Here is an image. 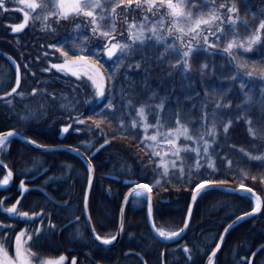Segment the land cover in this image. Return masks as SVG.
Here are the masks:
<instances>
[{
  "label": "trees",
  "instance_id": "16d2710c",
  "mask_svg": "<svg viewBox=\"0 0 264 264\" xmlns=\"http://www.w3.org/2000/svg\"><path fill=\"white\" fill-rule=\"evenodd\" d=\"M40 2L37 0V3ZM52 2L55 3V0ZM99 2L105 4L109 13L100 23L111 24L114 31L110 35L118 41L129 42L130 28L135 31L142 23L147 26L142 10L132 11L135 3L123 10L125 5L119 4V0ZM222 2L225 0H215L217 5ZM226 2L235 3L239 9L242 20L237 21V26L241 34L246 32L243 21L254 25L258 19L264 18L261 15L264 0ZM6 3L8 10L0 8V95L9 93L11 86H15L16 75L6 55L20 65L22 85L16 95L0 100V132L13 129L27 139H35L38 145L71 146L91 158L94 183L88 205L95 232L116 236L120 209L127 189L132 186L131 181L146 178L152 181L155 226L165 230L183 228L192 185L198 179L196 173L215 164L218 174H224L221 178L228 181L227 189L234 188L241 180L255 187L261 197L262 210L232 227L214 258V264H243L251 258L264 244V180L259 178L258 162L246 165L245 159H252L247 155L249 152L253 157L264 153V137L253 136L248 123L250 117L253 121L251 127L255 129L259 114L264 110V76H245L244 69H241L240 76L245 81L241 90L239 80L231 75L235 63H230V58L219 52L208 53L199 49V55L190 62L191 67L182 73L176 70L178 65L169 64V58L160 57L162 43L146 42L142 48L136 47L133 54L124 58L119 50L111 58L103 57L102 70L107 84L104 96H98L85 82V77L76 80L51 69V64L61 62L63 55L58 48L48 47L58 42L67 50L73 40L79 41L84 36L89 37L84 41L85 45L102 46V38L90 31L89 18L79 15L51 22L52 17L48 21L42 16L33 18L30 11L27 27L15 34L14 25L23 20V13L19 10L21 5L19 0H8ZM110 3L117 5L114 19H110ZM133 21L136 22L134 25ZM169 23L170 19H166L165 25ZM78 24L79 28L76 27ZM167 39L172 42L174 38L169 36ZM240 51L249 64L256 62L249 71H256L264 64V45L258 44L246 54L243 49ZM137 61L140 62L139 67L136 66ZM204 63L212 69L210 73L207 69L201 71ZM113 72L114 75H110ZM33 88L37 91L32 92ZM244 92L248 93L247 97ZM152 93L155 96H151ZM202 97H207L209 111L217 99L222 104L232 100L231 107L221 109L225 114L224 122L231 119L232 124L227 133H219L218 144L210 146L208 164H205L203 152L199 162L191 149H182L180 156L173 159L163 144L150 149L138 140L144 132L140 127V104L151 106L146 109L147 120L149 125H154L155 105L163 98V108L159 110L161 132L174 126L177 106L182 122L192 129L199 123ZM109 103L114 107L108 108ZM80 116H93L94 119L81 120ZM100 116L104 118L97 125L95 119ZM237 116H240L239 120ZM121 119L124 125L118 126ZM133 119L137 120L135 127L131 123ZM211 123L213 121L209 117ZM64 124H68L70 130L61 138V125ZM215 124L222 127L219 120ZM120 127L124 131H120ZM148 131L152 132L153 128L150 126ZM105 139L109 141L107 146L93 154ZM183 140L181 137L178 143ZM154 151L163 155L145 159ZM225 157L233 163L226 164ZM161 159L164 164L154 163ZM0 162L13 173V182L0 189V221L3 222L0 240L13 254L14 246L7 245V237H13L12 228L17 232L25 228L32 233L33 240L37 235L36 228L41 233L49 230L40 240L41 258L64 255L68 259L67 264L72 262L73 257L75 264H205L216 243L220 242V234L224 233L225 227L231 225L241 212H249L254 206L253 199L247 194H232L217 189L203 193L195 202L187 233L176 241L165 242L158 239L148 225L146 198L134 195L127 202L121 241L102 246L91 235L84 215L86 164L80 157L64 150L44 152L10 138L0 145ZM165 165L168 166L166 171ZM244 172L248 175L244 176ZM5 175L0 167V181ZM252 175H256L257 180L253 181ZM22 179L29 190L17 209L35 211L39 215L10 219L13 214L3 212L1 204L7 209L17 201L21 195L19 185ZM41 208L43 212H40ZM31 244L32 240L29 246ZM184 245H187V251ZM253 264H264V249L258 252Z\"/></svg>",
  "mask_w": 264,
  "mask_h": 264
},
{
  "label": "snow or ice",
  "instance_id": "6c2138e0",
  "mask_svg": "<svg viewBox=\"0 0 264 264\" xmlns=\"http://www.w3.org/2000/svg\"><path fill=\"white\" fill-rule=\"evenodd\" d=\"M21 5L20 11L23 13V20L14 25V28L19 30L23 29L28 23L29 12L33 13V18L43 17L45 21H48L49 17H52L51 22L60 18H67L70 16H79L83 15L89 18L90 31L93 35L99 36L104 41L100 47H92L91 45H85L84 41L89 39L88 36H84L79 41L73 40L71 47L67 50L65 47L61 46L58 42L48 45L49 48H58L63 55L61 63H56L55 68L59 69L61 72L71 73L76 77H86V83L90 84L94 89L96 95L104 96L105 87L107 80L101 71L104 65L102 59L104 56L109 58L113 57L114 54L120 51L122 58L131 55L134 53L136 47H143L146 42H153L155 44L163 45L162 50L160 51V57L169 58V64L178 65L179 68L176 69L182 73H186L191 67V60L199 55L198 50L204 49L208 53L213 51L219 52L221 55H224L226 58H230V63L234 62L235 67L232 70V78L239 80L241 90L244 88L245 81L240 76V70L244 69L245 76H264V64H262L256 71H249L248 69L255 65V61H252L249 64L248 60L244 58L241 54V49L244 50L246 54L248 51L252 50L256 45H264V18L258 19L254 25H248L247 21H243L246 32L241 34L237 26V21L242 20L239 16V9L235 3L222 2L216 4L215 0H119V4L125 5L127 10L129 6H132L134 3L136 5L132 11L137 9L142 10L143 21L147 23L145 26L144 23L141 24L139 29L135 31L132 28L129 29V42H121L116 40L112 35L111 31H114V28L111 24L104 25L100 23L103 20L105 15H108V8L105 4L100 3L99 0H55V3L52 0H41L40 3H37V0H19ZM144 5H147L145 8ZM116 3H110L111 15L110 19L115 18V9ZM0 8L8 10V4L6 0H0ZM25 8L28 10L26 11ZM225 10V11H221ZM264 15V12L261 13ZM170 19V23L166 26L165 20ZM136 22L133 21V25ZM227 25V28H226ZM77 28L80 25H76ZM185 34H187L185 36ZM171 36L174 39L172 42L168 41V37ZM132 41H139V44H133ZM67 43V42H66ZM174 57V59H172ZM142 59V58H141ZM122 62V61H121ZM139 61L136 62V66L139 67ZM131 66V65H129ZM17 69V75L15 77V85H20V76H19V64L15 65ZM25 71H27V65H24ZM115 67V66H114ZM207 69L209 73L212 69H209L207 63L201 65V71ZM110 75H114L110 73ZM231 85H229V88ZM224 89L223 91H227ZM11 91L15 92L16 87L11 86ZM36 88L32 89V92H36ZM7 95V93H4ZM23 95V93H21ZM245 97L248 96V93L244 92ZM151 96H155V93H152ZM131 101H129V105ZM232 105V100L228 99L226 103L222 104L219 99L215 100L213 107L209 111L207 97H202L201 101V111L199 113V123L193 125L192 129L188 127V124L182 122L179 115V106H177V111L174 113V126L167 127L163 132L160 129L161 117L159 115V110L163 108V98L158 105H155L156 115L154 119L156 123L154 125H149L147 120L146 109L151 107L149 105L140 104L139 105V117L141 118L140 127L144 129L143 135L138 137V140L142 142L146 147L150 149H155L158 144H163L166 146L167 151L170 153L173 159L180 156L181 150L191 149L195 154L196 161H200L201 152H203L205 164H208L210 152L209 148L214 143L218 144V135L219 133H227L229 125L232 124L231 119L225 121V114L221 111L222 108H229ZM108 108H113L114 105L109 103ZM239 107V105H238ZM115 116V113H112ZM209 117H211L213 123L209 124ZM81 120L85 119H94L93 116H80ZM103 116L95 119L97 125L100 124ZM237 120L240 119V116L236 117ZM221 121L222 127H217L215 121ZM132 126L135 127L137 120H132ZM249 131L253 136L259 135L264 137V110L259 114V118L256 121L257 127L254 129L251 127L253 121L249 117ZM124 125V120H119V125ZM153 128L152 132L148 131L149 127ZM69 128L68 124L61 125V131L67 132ZM79 131V129H76ZM120 131H124L123 127H120ZM14 135L13 129H8L6 132H0V145H3L5 141ZM158 136L160 139L158 140ZM181 137L184 138L183 142L178 143L181 140ZM30 139V138H29ZM31 144L38 145V142L35 139H30ZM104 144H108L107 139L104 140ZM39 147H47L49 151H54L55 146L49 147L46 145H38ZM71 151H79L77 148H72L68 146ZM243 151V150H241ZM85 158L88 159V164L86 165V187L84 189V212L86 220H90L91 217L88 215V192L92 187V172L94 165L91 162V158L85 154ZM163 155L161 153L153 152L152 155L145 157V159H152L153 156ZM248 157L252 159H245L246 165H251L254 161L258 162L259 168L258 171L261 172L260 179L264 180V153L258 157H253V154L249 152ZM154 163L164 164V160H158ZM225 163L231 165L233 162L225 157ZM167 165H165V171L167 170ZM181 174L183 172L182 168L180 169ZM198 179L192 185V190L190 192V202L187 206V211L184 214L183 219V228L177 227L175 230H165L163 227H156L155 222L152 226L155 228V231L159 233L160 237L164 238H173L178 236L184 228L188 226V219L192 213V203L196 202L197 197L203 195L208 191L213 189L223 190L227 189L228 181L221 178L224 174L219 173L216 169L215 164H210L204 168L203 172L196 173ZM244 176H247L248 173L244 172ZM11 177V170H8L7 175L4 176L3 183L7 185ZM251 179L253 181L257 180L256 175H252ZM151 179L146 178L138 181H131L132 187L127 189V194L124 197V201L127 202L128 194H135L136 197H145L147 201V212L149 218H151L153 203H152V188L150 187ZM159 184V181H156ZM202 186H211L203 187ZM28 185L25 184L24 180L20 181V191L21 195L28 189ZM239 189L242 192L246 193L250 198L255 201L261 199L260 194L257 193L255 187L247 185L241 180L234 188L227 189L231 192H236ZM264 191V188H262ZM19 203V198L15 203H12L6 211L13 214L10 219L15 218L16 216L29 218L36 217L39 213L32 211H18L17 204ZM44 210L41 208L40 212ZM260 211L259 204L256 203L255 206H252L249 212H241L240 216L236 217V221ZM121 212H123V205L121 206ZM3 222L0 221V224ZM34 223V222H33ZM51 223V221H49ZM235 223V222H234ZM231 225L225 227L224 232L228 231V228ZM13 237H7L8 247L14 246V255H9L5 243L0 240V264H62L65 261L66 257L60 255L57 258H41L39 250L41 248L40 240L41 237L46 235L47 231L44 233L40 232L39 228L35 229L37 235L33 240V235L25 228H21L19 232L12 228ZM93 228V232H94ZM3 230L0 229V233ZM6 235V233L4 234ZM96 239L102 241L105 245L111 244L112 241L116 239L115 235H100L95 233ZM220 239L223 240V233L220 234ZM32 240L31 246H27V241ZM185 250H187V245H184ZM220 247L219 243H216L215 249ZM37 249V251H33ZM213 249V252H215ZM264 249V248H262ZM162 255V254H161ZM72 264H75V257L72 258ZM99 264V262H97ZM211 264V260H209ZM243 264H251V258L243 262Z\"/></svg>",
  "mask_w": 264,
  "mask_h": 264
},
{
  "label": "water",
  "instance_id": "95a60500",
  "mask_svg": "<svg viewBox=\"0 0 264 264\" xmlns=\"http://www.w3.org/2000/svg\"><path fill=\"white\" fill-rule=\"evenodd\" d=\"M26 26H27V25H25V27H26ZM25 27H24L23 29H19V30H17V29L14 28L13 31H14L15 33H18V32H20V31L24 30ZM7 58H8V60L10 61L11 65H12V67L14 68V70H15V72H16V75H17V69H16L15 65L18 64V63L15 61V59L11 58L10 56H7ZM54 65H55V64H54ZM54 65H53V68H54V69H57V68L54 67ZM57 70H59V69H57ZM69 74L72 75L71 73H69ZM19 76H20V85H19V86H16V85H15V87H16V91H15V92H12V91H11V92L8 93L7 95L0 96V100L8 99V98L12 97L13 95H15V94L19 91L20 86H21V70H20V67H19ZM72 76H73V75H72ZM74 77H76V76H74ZM64 135H65V132L62 133V138H63ZM11 137L17 138V139H19L20 141H22L23 143H25V144H27V145H30V146L34 147V146L31 144V142H30L29 140L25 139L22 135H20L19 133L15 132V131H14V135L11 136ZM106 145H107V144L102 145L99 149H97L96 152H98L100 149H102V148L105 147ZM34 148H36V147H34ZM59 150H67V151H71L69 148H64V147H55V150H54V151H59ZM41 151H44V152H53V151H49L48 148L41 149ZM74 152H75L76 154L80 155L82 158H84V160L86 159L85 156L81 154L82 152H80V151H74ZM86 161H87V159H86ZM87 162H88V161H87ZM0 167L6 172V174L8 173V170H9V169H8L7 167H5L1 162H0ZM12 180H13V174H12V172H11L10 181H12ZM93 182H94V172H92V187H93ZM92 187H91V189H90L89 192H88V201H89V196H90V193H91ZM203 187H211V186H202V188H203ZM0 189H1V187H0ZM19 190H20V186H19ZM27 191H28V189L23 193V195H24ZM222 191H225V192H227V193H232V194H235V193H244V192H242V191L239 190V189H237L236 192H231V191H229V190H227V189H223ZM23 195H21V196L19 197V202H20V200L22 199ZM131 195H132V194H128V198H129ZM152 203H153V199H152ZM18 204H19V203H18ZM18 204H17V206H18ZM126 204H127V202L123 201V203H122V205H123V212H121V210H120V214H119V227H118V233H117V236H116V242H119V241L121 240V238H122V235H123V221H124V215H125ZM194 204H195V202L192 203V213H191L190 218L188 219V226H187V228H184V230H183L182 233H181V236L184 235V234L187 232L188 228H189L190 221H191L192 214H193ZM259 204H260V205H259V207H260V211L255 212V213H251L250 215H248V216H246V217L240 219L239 221H236V220H235V221H234L235 223H234V222L231 223V227L228 228V231L223 233V240H221V241L219 242L220 247H219L218 249H215V252H212V253H211V255L209 256V258H208L207 261H206V264H209V260H212V259L215 257V255L220 251V249L223 247L224 242H225V240H226V237H227V235L229 234V232H230V230L232 229V227H234V226L237 225L238 223H240V222H242V221H244V220H246V219H248V218H250V217H253V216H255V215H257V214H259V213L261 212V210H262V207H261V200H259ZM3 211H4L5 213L11 215V213H8V212L6 211V209H4ZM84 213H85V212H84ZM87 213H88V215L90 216V214H89V209L87 210ZM85 218H86V216H85ZM147 218H148L149 226H150L151 229L153 230L154 234H155L157 237H159L160 239L163 240V238H161V237L159 236V233H157V232L155 231V228H153V226H152V224H153L152 215H151V218H149L148 212H147ZM86 222H87L88 228H89V230H90V232H91V235L96 239L95 231L93 232V228H94V227H93V223H92L91 219H90V220H86ZM96 240H97L98 243H100L101 245L109 246V245H105V244H103V243H102L101 241H99L98 239H96ZM164 241H166V242H171V241H168V240H164ZM262 248H264V244H263L262 246H260V247H259V248L253 253V255H252V257H251V264L253 263V260H254V258H255V256H256V254H257Z\"/></svg>",
  "mask_w": 264,
  "mask_h": 264
},
{
  "label": "rangeland",
  "instance_id": "374dc122",
  "mask_svg": "<svg viewBox=\"0 0 264 264\" xmlns=\"http://www.w3.org/2000/svg\"><path fill=\"white\" fill-rule=\"evenodd\" d=\"M30 241H31V240H28V241H27V246H29ZM5 247L7 248L6 245H5ZM7 251H8V254H9L10 256H11V255H14V252H13V254H12V253L9 251L8 248H7ZM57 257H59V256H57ZM57 257H50V258H57ZM67 261H68V259H67V257H66L65 261H63L62 264H66ZM70 264H72V262H71Z\"/></svg>",
  "mask_w": 264,
  "mask_h": 264
},
{
  "label": "flooded vegetation",
  "instance_id": "af4514ba",
  "mask_svg": "<svg viewBox=\"0 0 264 264\" xmlns=\"http://www.w3.org/2000/svg\"><path fill=\"white\" fill-rule=\"evenodd\" d=\"M15 72V71H14ZM60 73H64V74H67V73H65V72H61V71H59ZM16 75V74H15ZM83 76H81V77H78V78H82ZM86 78V77H85ZM67 134V133H66ZM65 137V136H64ZM245 260H247V259H245ZM254 262V261H253ZM213 264H214V261H213ZM253 264V263H252Z\"/></svg>",
  "mask_w": 264,
  "mask_h": 264
},
{
  "label": "bare ground",
  "instance_id": "6f19581e",
  "mask_svg": "<svg viewBox=\"0 0 264 264\" xmlns=\"http://www.w3.org/2000/svg\"><path fill=\"white\" fill-rule=\"evenodd\" d=\"M1 187H5V185H4V184H2V185H1ZM20 201H21V200H20ZM19 203H20V202H19ZM256 203H258V204H259V202L255 201V204H256ZM18 205H19V204H18Z\"/></svg>",
  "mask_w": 264,
  "mask_h": 264
}]
</instances>
